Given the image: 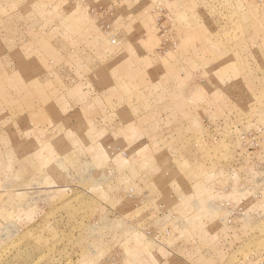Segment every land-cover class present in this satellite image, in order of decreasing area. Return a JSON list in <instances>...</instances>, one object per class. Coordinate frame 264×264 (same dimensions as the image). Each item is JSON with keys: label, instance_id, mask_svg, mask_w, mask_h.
Returning <instances> with one entry per match:
<instances>
[{"label": "rangeland", "instance_id": "rangeland-1", "mask_svg": "<svg viewBox=\"0 0 264 264\" xmlns=\"http://www.w3.org/2000/svg\"><path fill=\"white\" fill-rule=\"evenodd\" d=\"M0 264H264V0H0Z\"/></svg>", "mask_w": 264, "mask_h": 264}]
</instances>
